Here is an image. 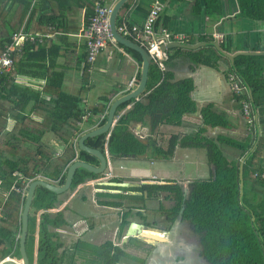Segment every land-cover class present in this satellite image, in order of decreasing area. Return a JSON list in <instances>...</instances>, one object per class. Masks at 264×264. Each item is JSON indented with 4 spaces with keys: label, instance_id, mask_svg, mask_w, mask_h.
Wrapping results in <instances>:
<instances>
[{
    "label": "trees",
    "instance_id": "obj_1",
    "mask_svg": "<svg viewBox=\"0 0 264 264\" xmlns=\"http://www.w3.org/2000/svg\"><path fill=\"white\" fill-rule=\"evenodd\" d=\"M239 1L243 16L264 18V0ZM206 2L209 12L218 9L217 0ZM70 3L71 0H0V55L11 42L13 33L24 23L27 31L33 33L55 34L57 31H67L65 19ZM94 4L95 0L87 1V22L94 13ZM123 20L120 15L117 24L120 25ZM128 24L131 26L129 22ZM129 38L134 40L133 36ZM118 44L141 65L142 57L138 51ZM55 48L59 49L58 53ZM22 49L14 55L13 68L0 77V188L9 190L4 202L0 194V205L3 203L0 209V262L9 255L20 258L19 242L14 241L21 232V213L26 195L22 196L12 187H25V179L34 180L40 176L62 185L69 165L76 159L98 165L97 157L79 148L77 137L86 132V125L90 128L103 125L111 103V98L103 95L98 101L86 105L84 100L87 99L89 91L86 74L78 93L73 94L65 89L67 72L55 63L56 58L61 55V48L56 45L54 38L44 37L41 41L26 43ZM189 53L197 57L195 59L199 62L214 67H217V61L225 59L211 48ZM86 58L87 53L82 60L86 62ZM90 66L91 63L86 62V69ZM229 73L236 74L254 93V99H250L252 107L263 102L264 55H238L233 66L227 68V76ZM19 74L45 78L46 82L41 89H34L31 85L19 83ZM139 78L140 71L137 81ZM172 79L173 73L170 70L162 69L158 62L152 63L145 91L139 98H132L118 107V119L110 134L106 132L89 137L85 143L104 153L108 148L107 151L113 159L146 153L148 156L170 157L179 142L182 146L206 148L208 160L215 166L214 175L208 179L193 181L185 201L183 191L177 183H155L139 187L98 185L101 188H121L122 192L96 191V202L123 208L120 236L129 222V215L135 209L160 213L173 221L184 207L182 216L190 220L194 228L202 234V254L209 262L264 264V207L261 202L250 200L247 189L240 195L238 163L230 161L226 156L229 148L236 156H244L250 145L228 137L219 136L217 140L203 137L200 134L204 127L198 126L196 133L188 132L183 137L173 133L167 146H164L159 145L152 136L145 143L131 129L133 122L148 124L151 133H155L156 128L162 124L183 126L186 123L185 115L197 110L196 102L190 94L193 89L191 78L177 81H171ZM235 96L236 103L241 108L242 100L248 98V95L242 93ZM130 104L131 107L127 108ZM100 115H104L103 118ZM10 116L14 117L15 123L8 130ZM202 119L204 124L212 126L229 125L225 115L216 112L212 105L203 109ZM46 135L55 137L50 139ZM263 140L264 138L261 141ZM258 148L248 155L243 166L245 186L249 185L253 198L264 193V170L258 162ZM101 174L83 167L78 168L71 191L88 180L97 179ZM111 180L127 181L118 176ZM144 191L148 192V197ZM164 192H168L164 198H173L174 204L170 208L160 204L158 209H151L148 201L151 198L159 201L158 196ZM65 193H56L42 185L35 190L25 241L31 264L37 228V264H121L125 260L129 264H148L143 256L132 255L111 240L94 244L77 239L70 246L64 247L57 228L67 224L65 213L63 210L55 213L49 210L62 202ZM86 197L82 196L81 199ZM136 214L146 219L141 210ZM147 224L150 225L149 222ZM136 244L139 248H150L148 243L139 241ZM80 253H85L87 257L82 258Z\"/></svg>",
    "mask_w": 264,
    "mask_h": 264
},
{
    "label": "crops",
    "instance_id": "obj_2",
    "mask_svg": "<svg viewBox=\"0 0 264 264\" xmlns=\"http://www.w3.org/2000/svg\"><path fill=\"white\" fill-rule=\"evenodd\" d=\"M87 1L88 0H71L69 9L66 10L67 16L65 21L67 23V31H57L55 34L50 32V37L54 38L56 45L61 48V55L56 58L55 63L58 64L60 68L66 69L67 73L64 82L65 89L73 94L78 93L83 83L84 75H88L87 85L89 87V91L87 99H85L84 102L87 106H89L93 102L98 101L103 95L110 97L112 102L119 96L134 89L139 82V80L137 81V75L141 70V65L139 64V61H136L137 59L124 47L120 46L118 43H109L102 49L94 63L86 69V62L82 60V57L86 55L87 47L85 40L81 37V34L87 24V19L85 18ZM105 2L113 4L114 6L117 0H105ZM158 2L163 5V10L160 13L157 22L158 28L167 27L170 32L183 35V43H205V45H202L197 49L170 47L163 51V45L160 46L161 54L159 60H161L163 64V69H168L173 73V79L171 81L191 78L193 82V89L190 94L192 99L196 102L197 110L185 115L186 123L183 126L162 124L156 128L155 133H151L148 124L144 122H133L131 124L132 131L145 143L147 142V138L152 136L159 145L167 146L168 139L173 133L183 137L188 132L190 133L193 131L196 133V128H198V126H202L204 127V130L200 135L203 137H208L214 140H217V137L219 136L228 137L250 145L249 151L241 157L236 156L234 151L230 148L229 151L226 150L227 158L230 159V161H236L239 169L241 164L244 166L248 155L259 147L258 162L264 170V140L261 141L264 138V98L262 99L263 102L260 105L253 107V123H249L247 118L243 115L242 107L240 108V106L236 103V96L227 76V68L233 66L232 62L225 57L227 60L224 59L217 61V67H214L210 64L199 62L195 59L197 57L189 53L190 51H200L201 49L210 48L214 49L216 53H219L213 44L216 42H219L221 48L230 54L242 51L264 53V18L255 19L243 16L241 14L242 7L239 0H217L218 9L213 12L208 11L206 0H128V4H125L126 6L123 7L120 15H122L123 19L131 25L140 29L143 26L151 7ZM171 43L169 42L167 44L171 45ZM55 52L58 53L59 49L55 48ZM18 76L17 80L19 83H22L23 85H31L34 89H41L46 82L45 78L42 79L40 77L25 74H19ZM132 82L134 85L131 86ZM246 86L249 90L248 94L251 99V90L248 85ZM262 95L264 97V92ZM208 105H212L216 112L223 113L228 120L229 125L212 126L211 124H204L202 111ZM130 107L131 104L127 106V108ZM14 123V117L10 116L8 118V130L14 125ZM84 123L83 125H85ZM86 126L85 131H89L94 128H90L88 125ZM164 132L167 134L162 135L161 133ZM163 136L164 138H162ZM52 137H55V135H51L50 138L52 139ZM159 137L161 139H159ZM79 138L80 137H77V140ZM223 148L226 149L225 146H223ZM174 149V153L170 157L157 155L148 156V153H146L137 156H119L114 159L112 158L113 163L119 164L125 169H128L129 166L132 167L131 162L134 163L136 167L132 169L133 175L134 170H145L149 168V163L153 166L156 165L157 168L159 166L160 169H162L160 164H163L169 174L168 177L161 176L158 178L157 175L153 174L150 177L143 176L139 181H134L125 177V172H117V174H114L112 167H110L111 169L109 172L111 173V178L113 176H118L125 178L130 183L133 181L140 184L142 181H153V183L151 182L146 184L177 183L181 189L191 190V183H193V181L208 179L214 175L215 166L209 162L205 148L182 146L179 142ZM201 149L204 150L202 156L198 155V151ZM107 150L108 148L105 151L108 152ZM174 167H176L179 171L174 173ZM151 169L152 167L147 169L149 170V173H152ZM107 178L105 177V179ZM88 182L93 184L92 188L84 187ZM98 185L103 184H101L99 180L91 179L77 186L71 194L79 197L80 204L85 202L86 205H89V200L94 202L95 208L92 207L93 211L89 215L93 214L96 218L95 222H97L98 228L109 227V229L112 230L113 237L110 240L113 241L114 244H118L132 255L138 257L143 256V258L147 259L148 264H178L179 262L189 264L187 260V262L184 260L177 261L175 256L172 258V252H168L166 255L161 253L163 252L160 251L162 243L155 245L147 242L150 244L151 248H147L142 245V249L137 246L136 243L139 242L137 240L133 241L128 238L126 241H123L126 236V228L122 231V235L120 236V224L122 220L121 216L123 208L98 204L95 199L96 191L100 190L96 189ZM244 189H247L251 201H255L257 203L261 202V205L264 207V193L257 194L253 198V193L250 192L251 190L249 185L247 184V187L245 186L243 173V186L240 187V190L242 191V194L240 193L241 196L243 195ZM0 194L2 202H4L8 197L9 190L0 188ZM144 194L148 197L147 191H144ZM72 195L71 197L73 198ZM85 195L87 197L85 199H81L82 196ZM161 196L162 195L158 198L160 199ZM152 199L157 200L156 198H151L150 201ZM65 203V195H63L62 202L55 208L58 209L59 207H63V211L65 213V210L68 208ZM2 204L0 205V209ZM76 208L77 209L74 211H76L75 213L78 211L77 215L79 216V209L81 206L79 205ZM150 208L154 210L153 207ZM51 209L49 211L53 212L54 210ZM61 210L62 209H59L58 211ZM39 214L40 212L38 213V219ZM66 216L67 214L65 213V217ZM79 219L81 221L77 224V220ZM128 219L132 221L134 218L132 215H129ZM89 220H91L90 216H79L78 219H75L76 224L74 227L77 229L76 231L78 233L80 232L77 227H79V225L84 221V228L81 232H92L93 229L87 230ZM92 223L93 222H89V224ZM180 226V224H177L178 231H176L175 235L177 234L180 241H183L185 235H180V233H182V227L180 228ZM74 227L71 226L70 221H68L67 224L61 226V228H65V230L57 228L60 235V241L64 242V247H67L68 240L74 236ZM163 227L164 223H161L157 225L156 229L163 233ZM81 232L79 234L75 233V236L81 237ZM177 237L176 240L178 239ZM36 239L37 240L34 241L35 249L33 253V264H37L38 228ZM85 241L91 242L90 239H85ZM91 243H93V241ZM144 249L149 252V257L147 251L145 255L141 252L145 251ZM61 250H63V248ZM121 264L129 263L125 260ZM206 264L212 263L206 259Z\"/></svg>",
    "mask_w": 264,
    "mask_h": 264
},
{
    "label": "water",
    "instance_id": "obj_3",
    "mask_svg": "<svg viewBox=\"0 0 264 264\" xmlns=\"http://www.w3.org/2000/svg\"><path fill=\"white\" fill-rule=\"evenodd\" d=\"M127 1L128 0H117V2L112 7L110 21H111V27H112L114 36L116 40L118 41V43H121L122 45L126 47L134 49L141 54L142 63H141L139 82L134 89H132L131 91H129L128 93L124 95L119 96L118 98L114 99L110 103L108 113H107V120L103 125L99 127H95L89 131H86L78 139L79 148L97 157L100 163L98 165H95L87 161L76 159L69 165L67 169V173H66L65 182L62 185L52 183V181H49L45 178H37V179L32 180L29 183L27 195H26V201L24 204L23 211L21 213L22 226H21V233H20V237L18 241L20 245V248H19L20 258L17 259L14 257L7 256L5 259H3L0 262V264H31L29 256L27 254L25 241L27 240V236H28L29 213H30L32 201H33L37 186L42 185L51 191H54L59 194H63L71 189L73 178L78 168L83 167L92 172L101 174L107 169V167H109L110 158L107 152L104 153L100 151V149L91 147L87 145L85 141L89 137H94L102 133L108 132L110 134L111 129L114 127L118 119V117L116 116L118 107L122 103L129 101L132 98H138L143 94V92L146 89L147 82H148L150 65L154 63L153 55L149 53V51L145 47H143L142 45H140L133 39H130L124 36L117 28L118 17L120 16L121 10L123 9ZM213 44L217 48L218 52L222 54L224 57H226L227 59H229L232 62V64H234L235 62L234 57L240 54H246V55L264 54L263 52H251V51H242V52L230 54L221 48L219 42H216ZM202 45H205V43L201 42L197 44H188V43H183L181 41H173L171 45H168V44L163 45L162 50L165 51L167 48H170V47L197 49L201 47ZM250 96H251V99L253 100L254 97H253L252 91H250ZM239 180H240V187H242L243 186V164L240 165ZM100 182L103 185L117 186V187L139 186V185L146 184V183H151V182L153 183V181H142V183L140 184V183H130L128 181H115V180H107V181H100ZM240 193L242 194L241 190H240ZM183 209L184 207L180 210L181 214L183 212ZM146 229H149V228L144 226V224L141 225V223L131 221L127 229V232H126V236L124 237L123 241H126V239L128 238L130 239L132 236H136L137 238L142 239L143 241H146L152 244L164 243L165 241L168 240L166 239L165 234L146 233L144 231Z\"/></svg>",
    "mask_w": 264,
    "mask_h": 264
},
{
    "label": "built area",
    "instance_id": "obj_4",
    "mask_svg": "<svg viewBox=\"0 0 264 264\" xmlns=\"http://www.w3.org/2000/svg\"><path fill=\"white\" fill-rule=\"evenodd\" d=\"M112 7L113 4L106 3L105 0H96L94 4V13L88 18V22L81 34L87 47L86 62L91 64L94 63L97 56L107 44L118 43L111 27L110 16ZM162 10L163 5L160 2L155 3L151 7L143 26L140 29H137V27L133 25L129 26L125 19L120 25L117 24V28L128 38L129 36H133L134 41L145 47L149 53L153 55V61L158 62L163 69V64L161 60H159L161 54L160 46L173 41L182 42L184 37L183 35L170 32L167 27H157L158 18ZM50 36V33L29 32L24 23L17 32L13 33L11 42L5 47V50L0 55V77L13 68L14 55L17 51L23 50L22 48L24 44L41 41L44 37L49 38ZM228 79L235 95L242 93L248 95V98L242 100V112L248 122L252 124L253 107L250 102L247 86L243 83L241 78L234 73H229ZM132 85H134L133 82L131 83V86ZM103 116L104 115H100L101 118H103ZM262 177H264V172L262 173ZM32 180L33 179H25V187L13 186L12 189L17 190L22 196H25L27 194V186ZM19 237L20 233L16 235L15 240L18 241Z\"/></svg>",
    "mask_w": 264,
    "mask_h": 264
},
{
    "label": "rangeland",
    "instance_id": "obj_5",
    "mask_svg": "<svg viewBox=\"0 0 264 264\" xmlns=\"http://www.w3.org/2000/svg\"><path fill=\"white\" fill-rule=\"evenodd\" d=\"M189 131V130H188ZM164 134H167L166 132H164ZM194 135V134H193ZM200 136V135H199ZM47 138H50V137H47ZM51 139V138H50ZM159 139H161L160 137H159ZM203 149H201L200 151H198V155H203L202 153H203ZM205 151H206V148H205ZM207 153V152H206ZM110 156V155H109ZM111 158V157H110ZM113 161V159L111 158L110 159V163H112L111 165H110V167H112V169H113V173L114 174H117V172L118 173H123V172H125L126 173V175H125V177H128V179H132V180H140V178L141 177H143V176H152L153 174H155V175H157V177L158 178H160L161 176H164V177H168L169 176V174L167 173V170L165 169V167H164V165L163 164H160L161 165V168L162 169H160V167L158 166V168H157V166L156 165H152L151 163H149V168H147V169H150L151 167H152V173L150 172L149 173V170H147V169H145V170H137V171H135L134 170V175H133V172H132V169H134V167H136V165H134V163H132L131 162V164H132V167H128V169L126 168H122L121 167V165H119V164H116V163H113L112 162ZM159 165V164H158ZM110 167H108L107 169H106V172H103L101 175L102 176H100V177H98V179H96V180H99V181H102V180H104L105 179V177L106 176H108V171L111 169ZM179 170L176 168V167H174V173H176V172H178ZM133 176H132V175ZM200 178V177H199ZM93 182V181H92ZM91 182V183H92ZM89 183V182H88ZM85 184V186L84 187H86V188H92L93 187V184ZM131 183H138V182H131ZM74 190V189H73ZM73 190L71 191V190H69V191H67L66 193H65V204H67V206L69 207L68 209H66L65 210V213L67 214V219H68V221H70V224H71V226H73L74 227V225L76 224V221H75V219H78L79 218V216H81V217H84V216H90L89 214H91V212L93 211V209H92V207L93 208H95V204H94V202H92V201H90L89 200V205H86V203L85 202H82L81 204H80V199H79V197H77V196H74V195H72L71 194V192H73ZM82 191H83V189H82ZM168 192H164L163 194H162V197L160 198V200L159 201H157V200H155V199H152L151 201H148V205H149V207H153L154 209H158V207L160 206V204H163L166 208H170L173 204H174V199L173 198H168V199H165L164 198V195H166ZM71 195L73 196V198L71 197ZM72 198V199H71ZM81 206V208L79 209V216L77 215V213H78V211H77V213H75L76 211H74V210H76L77 208V206ZM59 209H64L63 207H59L58 209H56V208H52L51 210H54L53 212L55 213V212H57ZM73 210V211H72ZM39 212H41V211H39ZM38 212V213H39ZM51 212V211H50ZM147 213V212H146ZM130 215H132V216H135L137 219H139L140 217H138V215L136 214V212H135V210H133L132 212H131V214ZM147 215V214H146ZM149 216V219L150 220H152L153 218H155V217H158L160 220H161V216H162V214H160V213H153V215H148ZM38 221H39V219H37ZM78 222H77V224L78 223H80V219L79 220H77ZM84 221L79 225V227H77L79 230H80V232L81 231H83V228H84ZM162 223V222H161ZM164 226H165V224H164ZM61 228V227H60ZM75 228V227H74ZM62 230H65V228H61ZM77 229L75 228V229H73V231H74V236L72 237V238H70V240H68V245L67 246H69L70 244H72L73 242H75V240H77V239H83V240H85V239H90L91 240V242L93 241V243L94 244H101V243H103L104 241H107V239L108 240H110V239H112V237H113V235H112V230H110L109 229V227H104V228H98V227H96L95 226V229L94 230H92V232H88V233H82L80 236L81 237H77V236H75V233H77V234H79L77 231H76ZM152 233H156V234H159L160 233V231H151ZM36 238H37V232H36ZM119 239V238H118ZM117 239V240H118ZM37 240V239H36ZM116 245V244H115ZM118 245V244H117ZM128 246V245H127ZM66 247V246H65ZM150 248H151V246H150ZM143 249V248H142ZM145 250V249H144ZM140 251V250H139ZM146 251L147 250H145V251H141L142 253H143V255H145L146 254ZM148 252V251H147ZM80 256L82 257V258H84V257H87L86 256V254L85 253H80ZM148 257H149V252H148Z\"/></svg>",
    "mask_w": 264,
    "mask_h": 264
},
{
    "label": "flooded vegetation",
    "instance_id": "obj_6",
    "mask_svg": "<svg viewBox=\"0 0 264 264\" xmlns=\"http://www.w3.org/2000/svg\"><path fill=\"white\" fill-rule=\"evenodd\" d=\"M115 181H119V180H115ZM104 186H107V185H104ZM114 187H117V186H114ZM96 189L110 191V192H122L121 188L96 187ZM182 191L184 194V201H185L188 198L191 190L187 189V191H186V189H182ZM133 193H135V192L133 191ZM138 193H140V192H138ZM139 210H141L144 215L147 214L146 219L145 220L142 218L137 219L135 216H133L134 219L132 221L141 223V225L144 224V226L148 227L149 229L144 230L146 233H152L151 231H154V230L159 231L156 229L157 225L161 224V222L165 224V226L163 227L164 232L162 233L160 231L159 234H165L166 239H168V240L161 244L160 251H163L161 253H164L166 255L168 252H172V255H171L172 258H174V256H175V258H177V261H179V260L186 261L187 260L189 264H206V258L202 254L203 249H204L203 243H202V238H201L202 234H200L194 228V226L192 225L190 220L182 217L181 211L178 213V215L172 221L168 217H166L165 215L161 216V220L158 217H155L152 220H150L148 215H153V213H149L146 211V209H140V208L135 209V212H137ZM92 216H93V214L90 215L91 220L88 221L87 230H92V229L94 230L95 226L97 227V222H95L96 218L94 216L93 217ZM123 216H124V211H123L122 216H121L122 217L121 222L123 221ZM89 222L90 223L93 222V223L89 224ZM147 222H149L150 225H148ZM130 223H131V221L129 220V222L126 226V232H127V229L129 227ZM177 224L181 225L180 228L182 227V230H181L182 233H180V235H182V236L185 235V237L183 238L184 239L183 241H180V238H179V236L177 237V234L175 235L176 231H178ZM153 228H155V229H153ZM176 237L178 238L177 240H176ZM131 239L133 241L137 240L140 242L147 243V242L143 241L142 239L137 238L136 236H132L130 238V240ZM178 264H184V263L179 262Z\"/></svg>",
    "mask_w": 264,
    "mask_h": 264
},
{
    "label": "clouds",
    "instance_id": "obj_7",
    "mask_svg": "<svg viewBox=\"0 0 264 264\" xmlns=\"http://www.w3.org/2000/svg\"><path fill=\"white\" fill-rule=\"evenodd\" d=\"M107 154L109 155V153L107 152ZM111 156H109V158H110ZM111 159V158H110ZM111 164V163H110ZM110 164H109V167H110ZM108 168V167H107ZM104 172H106V170L104 171ZM109 176V177H108ZM108 176H106V178L107 179H104V180H102V181H107V180H110L111 179V173L108 171ZM38 178H44V177H38ZM27 195V194H26ZM21 233V232H20ZM10 257H12L11 255H9ZM14 258H17V257H14ZM33 264V263H32Z\"/></svg>",
    "mask_w": 264,
    "mask_h": 264
},
{
    "label": "bare ground",
    "instance_id": "obj_8",
    "mask_svg": "<svg viewBox=\"0 0 264 264\" xmlns=\"http://www.w3.org/2000/svg\"><path fill=\"white\" fill-rule=\"evenodd\" d=\"M153 229H155V228H153Z\"/></svg>",
    "mask_w": 264,
    "mask_h": 264
}]
</instances>
